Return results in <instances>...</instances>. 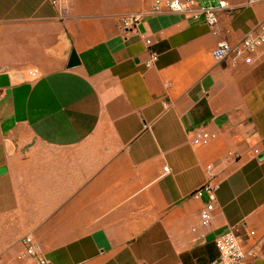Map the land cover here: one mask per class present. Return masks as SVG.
<instances>
[{"label": "crops", "instance_id": "1", "mask_svg": "<svg viewBox=\"0 0 264 264\" xmlns=\"http://www.w3.org/2000/svg\"><path fill=\"white\" fill-rule=\"evenodd\" d=\"M154 1L0 0V264H36L26 236L53 264H212L233 229L264 264V48L213 57L258 32L264 2L227 0L215 36ZM211 175L205 229L192 194Z\"/></svg>", "mask_w": 264, "mask_h": 264}, {"label": "built area", "instance_id": "2", "mask_svg": "<svg viewBox=\"0 0 264 264\" xmlns=\"http://www.w3.org/2000/svg\"><path fill=\"white\" fill-rule=\"evenodd\" d=\"M249 4L262 3L264 0H247ZM227 0H208L205 5H201L199 0H155L152 6V13L167 11L170 13H180L189 16L194 20H203L211 29L215 36L219 33V19L223 12L228 10ZM142 20V14H131L121 18L120 24L124 29L136 30L137 25ZM264 48V24L257 33H251L237 45H232L228 41H220L213 51V57L217 61H230L233 65H238L241 61L246 64L254 63V56ZM158 60V55L153 53L147 62V67L153 66ZM33 79H38V70L29 73ZM213 137V136H212ZM209 138H196L195 145H206ZM212 169L211 166L208 168ZM168 168H165V173ZM219 181L217 176L211 175L210 179L195 192L192 196L195 199H206L205 206L200 213V224L205 229H210L214 221L217 191ZM24 251L19 259L25 257L34 258L36 264H53L50 260L41 255L39 245L31 236L23 239ZM215 244L218 250V257L212 264H245L247 258L257 256L255 250H246L243 246L242 238L238 229H233L228 233L216 238Z\"/></svg>", "mask_w": 264, "mask_h": 264}, {"label": "water", "instance_id": "3", "mask_svg": "<svg viewBox=\"0 0 264 264\" xmlns=\"http://www.w3.org/2000/svg\"><path fill=\"white\" fill-rule=\"evenodd\" d=\"M80 59L76 53V51H72L69 63H68V69L77 67L80 65ZM10 86V80L8 75H0V89H5L8 88ZM7 172V168L6 167H2L0 168V176L5 174Z\"/></svg>", "mask_w": 264, "mask_h": 264}, {"label": "rangeland", "instance_id": "4", "mask_svg": "<svg viewBox=\"0 0 264 264\" xmlns=\"http://www.w3.org/2000/svg\"><path fill=\"white\" fill-rule=\"evenodd\" d=\"M201 3L204 4V0H201Z\"/></svg>", "mask_w": 264, "mask_h": 264}]
</instances>
